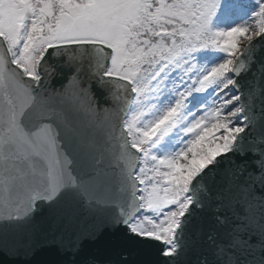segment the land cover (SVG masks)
Masks as SVG:
<instances>
[{
	"label": "snow or ice",
	"instance_id": "snow-or-ice-1",
	"mask_svg": "<svg viewBox=\"0 0 264 264\" xmlns=\"http://www.w3.org/2000/svg\"><path fill=\"white\" fill-rule=\"evenodd\" d=\"M264 264V0H0V255Z\"/></svg>",
	"mask_w": 264,
	"mask_h": 264
},
{
	"label": "water",
	"instance_id": "water-1",
	"mask_svg": "<svg viewBox=\"0 0 264 264\" xmlns=\"http://www.w3.org/2000/svg\"><path fill=\"white\" fill-rule=\"evenodd\" d=\"M58 259L47 248H37L26 255L23 251L17 256L0 255V264H55Z\"/></svg>",
	"mask_w": 264,
	"mask_h": 264
}]
</instances>
